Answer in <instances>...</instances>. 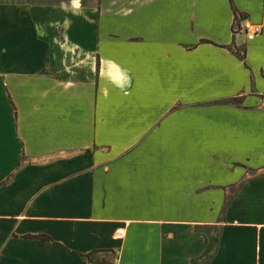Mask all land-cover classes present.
<instances>
[{
	"label": "crops",
	"instance_id": "1",
	"mask_svg": "<svg viewBox=\"0 0 264 264\" xmlns=\"http://www.w3.org/2000/svg\"><path fill=\"white\" fill-rule=\"evenodd\" d=\"M90 258L264 264V0H0V264Z\"/></svg>",
	"mask_w": 264,
	"mask_h": 264
},
{
	"label": "built area",
	"instance_id": "2",
	"mask_svg": "<svg viewBox=\"0 0 264 264\" xmlns=\"http://www.w3.org/2000/svg\"><path fill=\"white\" fill-rule=\"evenodd\" d=\"M233 31L235 33L241 32L244 34L247 41L253 40L262 32V26L253 24L245 19H240L234 22Z\"/></svg>",
	"mask_w": 264,
	"mask_h": 264
},
{
	"label": "trees",
	"instance_id": "3",
	"mask_svg": "<svg viewBox=\"0 0 264 264\" xmlns=\"http://www.w3.org/2000/svg\"><path fill=\"white\" fill-rule=\"evenodd\" d=\"M238 20H239V17H238V15L235 14V21L237 22ZM239 100H240L239 98H235L234 99V101H236V102H239ZM35 238H40V239H43V240H50L49 237L44 236V235H38V236H35ZM87 256H90V255H87Z\"/></svg>",
	"mask_w": 264,
	"mask_h": 264
},
{
	"label": "rangeland",
	"instance_id": "4",
	"mask_svg": "<svg viewBox=\"0 0 264 264\" xmlns=\"http://www.w3.org/2000/svg\"><path fill=\"white\" fill-rule=\"evenodd\" d=\"M92 260L93 264H97L96 260H94V258H90Z\"/></svg>",
	"mask_w": 264,
	"mask_h": 264
}]
</instances>
